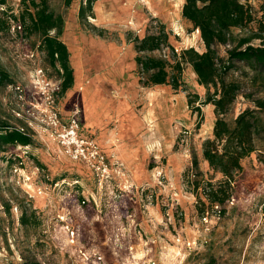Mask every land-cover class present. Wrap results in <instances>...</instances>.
Returning <instances> with one entry per match:
<instances>
[{
  "label": "rangeland",
  "instance_id": "obj_1",
  "mask_svg": "<svg viewBox=\"0 0 264 264\" xmlns=\"http://www.w3.org/2000/svg\"><path fill=\"white\" fill-rule=\"evenodd\" d=\"M85 1H48L63 18L58 39L73 74L64 94L40 36L14 20L21 0L0 6V68L11 79L0 86V124L30 139L0 142V264H264V146L242 162L231 201L211 210L193 188V180L221 179L202 158L215 121L213 106L201 104L205 90L189 66L177 90L146 87L135 62L136 43L161 30L169 46L147 55L173 65L172 49L204 51L181 17L184 0H92L80 18ZM249 3L257 9L260 0ZM217 50L225 57L224 47ZM188 93L198 95L200 112L188 107ZM75 104L77 134L94 139L112 163L107 177L61 144L52 116L67 126ZM248 107L239 96L227 119ZM194 157L202 177H191Z\"/></svg>",
  "mask_w": 264,
  "mask_h": 264
},
{
  "label": "trees",
  "instance_id": "obj_2",
  "mask_svg": "<svg viewBox=\"0 0 264 264\" xmlns=\"http://www.w3.org/2000/svg\"><path fill=\"white\" fill-rule=\"evenodd\" d=\"M48 1L21 0L22 9L14 20L28 33L40 36L39 48L50 66L56 69L58 64L57 74L62 78L60 94H64L73 85V74L67 48L58 39L62 34L63 18L49 10ZM63 1L66 6L71 3V0ZM6 2L0 0V6H5ZM91 2L86 0L80 6L78 17L85 18L86 12L91 13ZM181 17L191 25V31H198L203 52L189 48L176 53L172 49L173 65L165 59L147 55L160 50L162 45L169 46L168 36L161 30L136 43L135 62L140 72L147 75L146 87L169 85L177 90L182 84L183 67L189 66L197 84L205 90L201 104L213 106L215 121L211 138L202 143V158L208 173L221 179L216 184L202 181L203 185L193 180V188L201 189L209 208L214 210L231 201L230 186L243 171L242 162L264 146V0H260L257 9L249 0H184ZM252 24L256 27L252 28ZM50 32L55 35L51 37ZM255 41L258 44H254ZM221 46L225 48V57L218 54ZM10 81L7 72L0 68V86ZM239 96L250 101L252 107L245 108L232 120L227 119ZM197 101L198 95L187 94L188 107L200 112V107H194ZM0 142L28 145L30 139L1 123ZM191 164L194 169L191 177H202L196 157ZM261 213L264 218V203ZM22 264L38 263L24 261Z\"/></svg>",
  "mask_w": 264,
  "mask_h": 264
},
{
  "label": "built area",
  "instance_id": "obj_3",
  "mask_svg": "<svg viewBox=\"0 0 264 264\" xmlns=\"http://www.w3.org/2000/svg\"><path fill=\"white\" fill-rule=\"evenodd\" d=\"M81 109L78 104H75L67 126H61L57 120V115L53 114L52 123L54 126L61 127L64 137H61V144L65 149V153L84 163L91 171H93L100 178L107 177L110 163L101 151L99 145L92 138H82L78 136L79 131V116ZM66 138V140H64ZM115 166L119 165L117 161L113 163Z\"/></svg>",
  "mask_w": 264,
  "mask_h": 264
},
{
  "label": "crops",
  "instance_id": "obj_4",
  "mask_svg": "<svg viewBox=\"0 0 264 264\" xmlns=\"http://www.w3.org/2000/svg\"><path fill=\"white\" fill-rule=\"evenodd\" d=\"M80 90H82V87L81 88H79Z\"/></svg>",
  "mask_w": 264,
  "mask_h": 264
},
{
  "label": "bare ground",
  "instance_id": "obj_5",
  "mask_svg": "<svg viewBox=\"0 0 264 264\" xmlns=\"http://www.w3.org/2000/svg\"><path fill=\"white\" fill-rule=\"evenodd\" d=\"M197 33H198V31H197Z\"/></svg>",
  "mask_w": 264,
  "mask_h": 264
}]
</instances>
